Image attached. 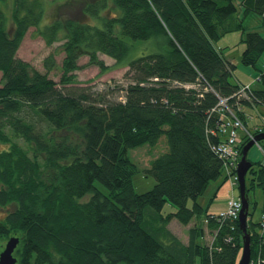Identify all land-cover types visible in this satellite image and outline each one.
I'll use <instances>...</instances> for the list:
<instances>
[{
	"label": "trees",
	"instance_id": "16d2710c",
	"mask_svg": "<svg viewBox=\"0 0 264 264\" xmlns=\"http://www.w3.org/2000/svg\"><path fill=\"white\" fill-rule=\"evenodd\" d=\"M59 1L0 0V244L20 238L17 264H239L240 220L219 221L198 198L223 173L216 148L230 114L218 110L220 99L245 123L244 107L264 105V86L239 95L237 66L218 47L241 30L240 60L256 67L264 35L246 20L264 19V0H90L48 17ZM31 27L48 46L61 42L45 72L18 56ZM59 53L56 81L49 72ZM83 56L101 72L128 68L123 99L80 85ZM164 136L167 151L149 167L129 157ZM140 172L156 180L143 193L133 181ZM249 172L247 194L257 185L264 192L263 161ZM253 214L251 257L260 252L264 264ZM173 220L193 222L188 241Z\"/></svg>",
	"mask_w": 264,
	"mask_h": 264
},
{
	"label": "rangeland",
	"instance_id": "374dc122",
	"mask_svg": "<svg viewBox=\"0 0 264 264\" xmlns=\"http://www.w3.org/2000/svg\"><path fill=\"white\" fill-rule=\"evenodd\" d=\"M51 1H54V0H51ZM61 1H64V2L62 3ZM89 1L90 0H86V1L84 0H60L59 2L53 3L51 7L49 6L50 9H49L48 17L52 18V17L60 16L61 18H66L69 14H71L70 11L72 12V10L74 9L77 10L76 4L82 5ZM106 13L107 11H105V14ZM252 18L257 19L258 17L255 15H251L247 18L246 24L250 29H254L255 27H258V26L253 25ZM95 20L97 19H94L93 21ZM259 31H261V33L264 35V25H262V23L259 28ZM241 33H242L241 30L230 31L227 33L226 36L221 37L218 40V44L222 46L226 45L225 43H227L228 40L230 41V43L236 42L235 45L231 46L232 44H230L228 47H226V49H230L232 50V52H235L239 46V52L237 51L238 52L237 56L234 58L235 61H238V64H237L238 66L235 70V73L237 75H242V77H244L245 76V73L243 72L244 69L246 67H252V68L254 67L244 65L242 64L240 60L241 53L245 48L244 43H239V40L241 38L238 37V34H241ZM236 34H237V37H236ZM60 47H61V42H56L55 44L48 46L45 40L41 36L36 34L35 28L31 27L29 31L27 32L19 48L18 56L30 62L37 69L45 72L46 71V67L44 65L45 58L49 54L58 51ZM139 54H140L139 52L133 53V57L138 56ZM234 55H236V53ZM63 57H64V53H59L56 55V60H57L58 65L55 69L49 72L50 76L54 78L56 81H59L61 77L60 65L62 63ZM100 57L103 58L108 64H113L115 62L114 59H112L111 57H108L107 55L101 54ZM88 60H89L88 56H83L79 60L80 65H83L81 69L76 71L78 74L80 85L92 87L94 91L96 90V91L108 92L111 98H115L118 100L123 99L124 92H125L124 86H126V84L129 82L128 78L126 77V72L128 68L127 67H117L114 70H110L107 72H101L100 68L97 65H87ZM258 64L260 65V68L264 70V54L261 56L260 60L258 61ZM1 76L2 74L0 72V78ZM227 101L228 99H225V98L220 99V102H219L220 106L218 107V110L221 106L224 108L229 107L231 109L230 105L227 104L228 103ZM232 113L239 117V115L236 112L234 113L233 110H232ZM244 125H245V129L241 135L244 138L243 140L247 138L248 133L253 135V137L250 138V140H255L257 135L264 133V132H259L258 129L256 130L258 125H256L255 127L249 126L248 123H245ZM227 132L228 130L226 132L225 130H223L222 134L226 135ZM250 134H248V136H250ZM261 147L262 146L259 140V141H255V144L249 150L248 158L252 162L264 161V149L263 147L262 148ZM167 148H168L167 141H166V137L164 136L160 139L159 143L155 146L145 144L137 148L129 149L128 155L135 163L138 164L140 169L144 170L146 167L150 166L152 159L159 156L165 150L167 151ZM255 168H257V164H255ZM252 178H253V175L250 172H248L246 176L248 187H250L251 185ZM133 181H134L135 189L139 193H143V192L150 190L156 183V180L153 176H145L143 175V172L137 173L134 176ZM231 189H232L231 182L229 180H225V174L222 173V175L218 179L211 181L207 190L199 198L201 202L207 203L205 206L208 207V205H210L209 206L210 211H217L215 213H218L221 210H224L227 205L223 203H216L213 205L211 204V200L215 197L216 193L220 197L229 198ZM248 197L250 200V212H254L253 220L257 221L259 217L261 216V211L264 206L263 189L257 185L255 188H252L249 191ZM170 208H171V205L167 204L166 209H170ZM170 227L182 239L186 240L188 238L189 228L186 227V225H182L178 221L173 220L170 223ZM211 240H212L211 235L206 234V241L209 244H211ZM6 241L7 239H4L2 242V245L0 244V253L4 249Z\"/></svg>",
	"mask_w": 264,
	"mask_h": 264
},
{
	"label": "built area",
	"instance_id": "2783aa9c",
	"mask_svg": "<svg viewBox=\"0 0 264 264\" xmlns=\"http://www.w3.org/2000/svg\"><path fill=\"white\" fill-rule=\"evenodd\" d=\"M249 90L250 85H245L241 87L238 93L240 96L242 95L243 97L249 98ZM228 108L229 107L224 108L222 106L219 108V110L223 112L228 111L230 115L227 116L223 123L225 132L227 130L228 132L223 136V139L217 144L216 148L221 159L223 160V172L232 185V191L229 198L227 199L226 208L213 215L222 222L226 220H238L243 207V201L238 187L239 176L237 169L240 160L242 144L245 141L241 136L245 129V123L240 117L232 113V109ZM261 120V125H258L256 130L258 129L259 132H264V114L261 116ZM248 134L247 139L253 137L252 134H250V136H248ZM261 223L263 225L262 234H264V213L261 215ZM261 260V253L259 252L255 257H251L249 264H260Z\"/></svg>",
	"mask_w": 264,
	"mask_h": 264
},
{
	"label": "water",
	"instance_id": "95a60500",
	"mask_svg": "<svg viewBox=\"0 0 264 264\" xmlns=\"http://www.w3.org/2000/svg\"><path fill=\"white\" fill-rule=\"evenodd\" d=\"M264 139V133L256 136L255 140L248 141L243 149L241 159L238 164V176H239V190L243 200V207L240 213V224L243 229V248L239 264H249L252 248H251V236L248 232V217L250 202L247 194V181L246 176L250 169L253 167V162L248 158V152L255 144V141ZM20 242V238L17 236H11L6 242L4 249L0 253V264H17L18 258L15 256V250Z\"/></svg>",
	"mask_w": 264,
	"mask_h": 264
},
{
	"label": "crops",
	"instance_id": "0c3cea01",
	"mask_svg": "<svg viewBox=\"0 0 264 264\" xmlns=\"http://www.w3.org/2000/svg\"><path fill=\"white\" fill-rule=\"evenodd\" d=\"M252 19H253L252 20L253 21L252 22L253 25L258 26V27H255L254 30H258L259 31V28L261 26V23H262V25H264V19L262 20L259 17L257 19H255V18H252ZM241 34H238V37L239 38H242V35ZM226 35H227V33L225 35H223L222 37H224ZM236 37H237V34H236ZM240 41H241V39L239 40V43H240ZM225 44L226 45H223V46L218 44V47H220V48L221 47H228L230 44H232L231 46H233V45L236 44V42L235 43H230V41L228 40L227 43H225ZM225 51H226L227 56L231 59V61H233L236 64V66H238L237 65L238 64V61H235L234 58L237 56V53L239 52V46H238V49H236L235 52H232V50H230V49H226ZM235 53H236V55H234ZM243 72L245 73V76L244 77H242V75H237L234 72V76H233L232 80L234 82H237L241 86H243V85H250L253 88H261V87L264 86V76H263L264 75V70H262L260 68V65L258 64V62L256 64V67H254V68H252V67H246ZM262 76H263V78H261ZM244 110H245V114H246V120H247V123H248L249 126L255 127L256 125H260L261 124V121H262L261 120V116L264 114V105H260V106L253 107V108L244 107ZM231 191H232V189H231ZM231 191H230V194H231ZM227 199L228 198H226V197H220V196H218V194L216 193L215 197L211 200V204H213V205L216 204V203L227 204ZM198 201L203 206H205L207 204L206 202L205 203L201 202L200 201V198H198ZM209 206L210 205H208V207ZM208 211L211 212V213L217 212V211H210L209 208H208ZM192 224H193V222H192ZM191 225H188L186 227L189 228ZM183 240L184 241H188V238L186 240L185 239H183Z\"/></svg>",
	"mask_w": 264,
	"mask_h": 264
}]
</instances>
